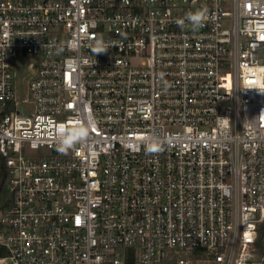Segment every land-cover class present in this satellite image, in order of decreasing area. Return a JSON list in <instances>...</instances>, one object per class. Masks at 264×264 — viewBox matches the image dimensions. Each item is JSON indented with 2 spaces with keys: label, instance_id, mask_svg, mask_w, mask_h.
I'll return each mask as SVG.
<instances>
[{
  "label": "built area",
  "instance_id": "2783aa9c",
  "mask_svg": "<svg viewBox=\"0 0 264 264\" xmlns=\"http://www.w3.org/2000/svg\"><path fill=\"white\" fill-rule=\"evenodd\" d=\"M0 156V264H264V0H0Z\"/></svg>",
  "mask_w": 264,
  "mask_h": 264
},
{
  "label": "trees",
  "instance_id": "16d2710c",
  "mask_svg": "<svg viewBox=\"0 0 264 264\" xmlns=\"http://www.w3.org/2000/svg\"><path fill=\"white\" fill-rule=\"evenodd\" d=\"M9 172L6 168L4 159L0 156V207H5L11 203L12 194L9 190ZM257 245L260 251L264 254V228L261 227ZM4 252L0 249V257Z\"/></svg>",
  "mask_w": 264,
  "mask_h": 264
},
{
  "label": "clouds",
  "instance_id": "9594fccd",
  "mask_svg": "<svg viewBox=\"0 0 264 264\" xmlns=\"http://www.w3.org/2000/svg\"><path fill=\"white\" fill-rule=\"evenodd\" d=\"M188 23H190L193 29H197L201 27L204 23V15L203 13L196 11V12H188L185 15ZM185 18L179 19L177 23L181 26L184 25ZM109 50L108 46L103 42H97V46L94 49L95 56L98 54L106 53ZM219 118V117H218ZM221 119V118H220ZM226 119V118H223ZM58 139L63 147H68L69 145L65 142L63 134H58Z\"/></svg>",
  "mask_w": 264,
  "mask_h": 264
},
{
  "label": "rangeland",
  "instance_id": "374dc122",
  "mask_svg": "<svg viewBox=\"0 0 264 264\" xmlns=\"http://www.w3.org/2000/svg\"><path fill=\"white\" fill-rule=\"evenodd\" d=\"M35 66H31L29 63H20L18 70L19 77V90L21 97L27 95L28 82L29 79H32L35 75Z\"/></svg>",
  "mask_w": 264,
  "mask_h": 264
},
{
  "label": "water",
  "instance_id": "95a60500",
  "mask_svg": "<svg viewBox=\"0 0 264 264\" xmlns=\"http://www.w3.org/2000/svg\"><path fill=\"white\" fill-rule=\"evenodd\" d=\"M262 227L264 228V222L262 223Z\"/></svg>",
  "mask_w": 264,
  "mask_h": 264
}]
</instances>
